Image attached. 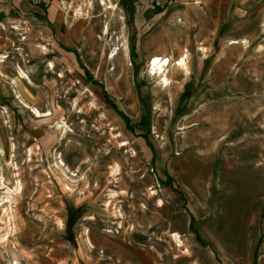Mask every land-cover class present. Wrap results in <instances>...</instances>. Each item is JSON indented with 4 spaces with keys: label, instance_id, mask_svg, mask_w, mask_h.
Segmentation results:
<instances>
[{
    "label": "rangeland",
    "instance_id": "1",
    "mask_svg": "<svg viewBox=\"0 0 264 264\" xmlns=\"http://www.w3.org/2000/svg\"><path fill=\"white\" fill-rule=\"evenodd\" d=\"M1 57L0 264H264V0H0Z\"/></svg>",
    "mask_w": 264,
    "mask_h": 264
},
{
    "label": "bare ground",
    "instance_id": "2",
    "mask_svg": "<svg viewBox=\"0 0 264 264\" xmlns=\"http://www.w3.org/2000/svg\"><path fill=\"white\" fill-rule=\"evenodd\" d=\"M10 1V0H8ZM3 57L0 58V63H3L4 61L2 60ZM181 63V62H180ZM183 63V61H182ZM181 63V64H182ZM170 65V60L169 59H163V58H160V57H157L155 58L152 63L150 64V66H152L153 70H157V71H160L161 73L165 72V67L167 68L168 66ZM156 74V73H155ZM160 74V73H159ZM21 77V76H20ZM23 79V78H22ZM164 79V78H163ZM166 81V79H165ZM24 103V101L22 102ZM25 108L29 109L37 118H41V117H50L51 114L50 113H47V114H43L42 112H40L38 109L36 108H31L28 104H22ZM58 128L60 129H65L66 128V125L64 124L63 125H57ZM66 131V130H65ZM66 133V132H65ZM126 145V143L124 144ZM62 165H64L63 161H62ZM113 173H116V172H113ZM5 185V184H4ZM3 185V186H4ZM69 189V188H68ZM18 190L20 191L21 190V185L19 186ZM12 190H10L9 188L7 189V195L2 198L1 200V203H2V206L4 205H7V204H11L12 201H13V194L11 193ZM17 192V191H16ZM6 194V193H5ZM176 237V240L180 241V237L178 238L177 235H174ZM179 236V235H178ZM178 241V242H179Z\"/></svg>",
    "mask_w": 264,
    "mask_h": 264
},
{
    "label": "crops",
    "instance_id": "3",
    "mask_svg": "<svg viewBox=\"0 0 264 264\" xmlns=\"http://www.w3.org/2000/svg\"><path fill=\"white\" fill-rule=\"evenodd\" d=\"M58 6H59L58 3H56L55 5H53L52 15H50V22L51 23H54V24H56V23L61 24L62 22L67 21V19L64 17V15H60L59 16V10L60 9H59ZM72 40L73 39L69 36V37L66 38V40H60V42H62L63 45L67 46L68 44H71L72 43Z\"/></svg>",
    "mask_w": 264,
    "mask_h": 264
},
{
    "label": "built area",
    "instance_id": "4",
    "mask_svg": "<svg viewBox=\"0 0 264 264\" xmlns=\"http://www.w3.org/2000/svg\"><path fill=\"white\" fill-rule=\"evenodd\" d=\"M155 10H166L172 0H150ZM102 2V0H101Z\"/></svg>",
    "mask_w": 264,
    "mask_h": 264
},
{
    "label": "trees",
    "instance_id": "5",
    "mask_svg": "<svg viewBox=\"0 0 264 264\" xmlns=\"http://www.w3.org/2000/svg\"><path fill=\"white\" fill-rule=\"evenodd\" d=\"M165 10H157V13H163Z\"/></svg>",
    "mask_w": 264,
    "mask_h": 264
}]
</instances>
